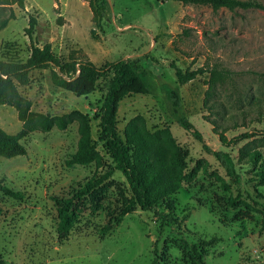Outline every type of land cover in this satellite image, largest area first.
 Masks as SVG:
<instances>
[{
    "label": "rangeland",
    "instance_id": "obj_1",
    "mask_svg": "<svg viewBox=\"0 0 264 264\" xmlns=\"http://www.w3.org/2000/svg\"><path fill=\"white\" fill-rule=\"evenodd\" d=\"M89 1L26 0L25 9L15 6L16 19L0 30V58L25 61L33 45L51 43L64 60L73 56L102 66L128 59L145 73L151 93H132L120 102L118 131L138 166L170 194L161 195L154 209L133 204L129 182L100 135L112 75L79 96L56 86L49 69L33 70L19 92L31 101L34 122L43 114L66 115L69 123L28 132L16 107L0 105V127L20 135L27 149L25 155L0 156V179L23 195L0 190V256L8 264H264V115L257 117L255 108L264 102V9L108 0L98 28ZM31 15L37 24L30 37ZM215 65L229 78L210 108V74L182 85L175 72ZM169 86L179 91L184 114L208 148L177 122ZM82 115L89 119L97 156L70 165ZM214 120L239 125L227 129L228 145ZM215 151L231 156L238 177ZM90 183L79 221L60 240L55 197ZM107 226L112 228L103 234Z\"/></svg>",
    "mask_w": 264,
    "mask_h": 264
},
{
    "label": "trees",
    "instance_id": "obj_2",
    "mask_svg": "<svg viewBox=\"0 0 264 264\" xmlns=\"http://www.w3.org/2000/svg\"><path fill=\"white\" fill-rule=\"evenodd\" d=\"M176 1H181L184 4L210 5L216 10L222 7L230 10L237 8L264 9V5L257 0ZM89 5L93 12V23L96 27L102 28V20L108 8V0H90ZM15 6L20 9H25L26 0H0V30L6 28L10 21L16 19ZM36 24V17L31 15L29 27L26 29L30 37ZM94 31L95 29L92 30V32ZM36 69H49L51 71L52 81L56 86L69 90L79 96L92 93L95 91L98 81L101 78L112 75L100 111L101 138L109 150L116 164V168L124 173L129 182L133 194V204L139 205L144 210L157 208L162 199L161 195H169L170 192L164 191L168 189L167 187H156V178L149 176L145 169L143 170L138 166L134 152H132L130 145L121 137L117 127L120 102L132 93H151L150 83L145 73L137 70L128 59L124 58L106 62L102 66H97L90 60H81L73 56L64 60L54 52L51 43H46L43 46L33 45L30 56L25 61L17 58H8L4 61L0 58V105L10 104L16 107L20 119L24 121L25 131L28 132L37 130L38 126L44 130H50L55 125L63 129L69 123L66 115L48 116L43 114L38 115L40 118L38 123L34 122L32 112L30 111L32 103L20 94L19 85L29 84L30 74ZM175 73L178 82L182 85L194 80L200 74L209 73L210 77L207 81L208 89L206 91L205 102L210 108H213V103L216 100L214 97L217 95L218 88L229 78L228 71L217 65L185 71L180 67H176ZM166 92L171 101L173 115L177 122L186 130L192 131L195 138L204 143L205 148H208L202 134L184 114L179 91L169 86L166 88ZM255 108L257 117L264 115V102L259 101ZM82 116L83 121L79 128L81 134L79 149L68 160V164L70 165L86 164L93 161L97 156L95 146L91 139L89 119L86 115ZM212 123L221 142L224 145H228L231 141L225 134L227 129L239 125L235 123L233 127L223 126L217 120L212 121ZM220 126H223L222 130L218 131V128H221ZM20 140V135L10 134L0 127V156L10 158L25 155L27 149ZM214 154L221 160L230 175L238 177L234 161L228 153L215 151ZM91 189L92 183L82 186L81 189H75L73 193L65 197H55L56 203L58 204L57 232L60 240L68 237L72 228L79 221L82 212V209L79 207L80 200L83 196L89 194ZM0 190L17 198L23 197L21 192L12 191L1 179ZM111 228V226L103 228L102 233H106ZM0 264L8 263L0 256Z\"/></svg>",
    "mask_w": 264,
    "mask_h": 264
}]
</instances>
